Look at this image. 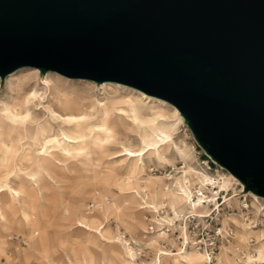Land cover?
Masks as SVG:
<instances>
[{"label":"rangeland","instance_id":"rangeland-1","mask_svg":"<svg viewBox=\"0 0 264 264\" xmlns=\"http://www.w3.org/2000/svg\"><path fill=\"white\" fill-rule=\"evenodd\" d=\"M31 70L24 68L13 77L0 78V108L10 104L16 96L17 80L37 77L31 82L32 88L36 87L41 95L46 92L45 82L53 84L59 78L65 93H89L92 106L82 124L88 127L93 136L94 133L101 134L103 129L98 101L107 103L108 97L115 96L119 103L113 108L128 111L127 104L122 102L135 96L142 100L143 110L153 106L152 102L161 104L158 112L165 115L167 123L175 126L173 141L190 157L183 161L171 145L168 163L145 159L139 178L126 181L129 162L124 161L125 157L116 158L118 152L123 147L138 150L142 144L138 128L126 127L115 110L110 116L117 127L116 135L112 141L104 144L101 153L97 154V148L93 147L95 155L79 158L69 155L60 161L52 160L51 168L46 169H38L30 160L0 162L1 180H7L20 191L30 188L35 194L33 209L15 200L14 207L5 211L6 221L0 220V264H83L86 251L93 256V264H103L105 250H114L127 264H173L176 254L183 248V232L188 236L186 251L192 254L199 253V250L208 253V264L220 261L228 264L227 258L241 264L248 256H254V264H264V256L258 252V249L264 250V198L242 193L241 186L233 180L229 183L228 191H221L219 185L218 188L201 185L193 173L195 170L213 179L220 176L227 179L229 174L207 155L185 119L175 113L173 105L118 83L127 88V93L123 92L124 89L114 93L108 86H102L104 83L68 79L40 70L33 73ZM40 102L42 108L33 112L34 121L28 135L20 139L17 133L4 130L0 135V150L17 146L31 153L40 151L44 141L41 137H33L37 128L46 130L45 136L55 135L57 139L61 138L62 132H71L72 125L52 114L46 100ZM12 135L14 140L11 142ZM54 146L47 144L48 151H57ZM203 161L212 163L210 171H205ZM34 172L37 173V182L30 180L28 175ZM187 172L190 173L186 177L194 198H198L200 189L208 196L206 203L202 204L203 208L192 213L203 217L193 216L183 201L182 204L173 203L172 196H177L176 191L179 190V178ZM147 185L148 190L144 189ZM159 189L167 193L161 200L153 196L154 191ZM7 198L6 195L2 196L6 204ZM173 211L179 213L178 218H175ZM84 217L88 221L93 220L89 230L80 226ZM98 231H102L104 238ZM22 240L28 241V244L25 246ZM211 252L214 253L211 255ZM166 253H170V256Z\"/></svg>","mask_w":264,"mask_h":264},{"label":"water","instance_id":"water-1","mask_svg":"<svg viewBox=\"0 0 264 264\" xmlns=\"http://www.w3.org/2000/svg\"><path fill=\"white\" fill-rule=\"evenodd\" d=\"M24 68L172 104L264 198V0H0V78Z\"/></svg>","mask_w":264,"mask_h":264},{"label":"bare ground","instance_id":"bare-ground-1","mask_svg":"<svg viewBox=\"0 0 264 264\" xmlns=\"http://www.w3.org/2000/svg\"><path fill=\"white\" fill-rule=\"evenodd\" d=\"M31 71H33V73H38L39 69H32ZM19 72L20 70L14 72L10 76L13 77ZM49 73L52 74L53 72ZM54 75L59 74L54 73ZM35 78L37 77H24L21 80L19 79L16 81V96L12 98V102L10 104H6L0 108V135H2V132L4 130H8L10 132L17 133V137L23 139L24 136L28 135L29 131L31 130L30 125L34 121L33 112L40 111V109L42 108V103L40 101L44 100H46L49 104L48 107L51 109L50 111H52V114H54L59 119H63L66 123L72 125L71 132H62L61 138L57 139V136L55 135L45 136L44 132L46 130L37 128L33 134V137H41L44 141V145L42 146L40 151L35 150L34 153H31L27 152L26 148L20 149L17 146H12L8 150L2 148L0 150V162H6L15 159L30 160L38 169H46V167L51 168L52 160L60 161L62 158H67L69 155H73L72 157L74 158H79L84 155L89 156L92 154L95 155L96 153H101V151L104 149V144L112 141V139L116 135L117 127L116 124L111 121L110 116L111 112L115 110L118 111V119L120 121H123L126 127L136 126L138 128V136L140 137L142 144V147L138 150L123 147V150L118 152L119 155L116 158L125 157L124 161L129 162L126 167L128 173L126 181H129L131 178H139L144 170L145 159L150 158L155 159L159 163H168L169 160L167 156L170 153L171 145L174 147L176 153L183 161H186L190 157L189 153L186 150L178 147L177 144L173 141L172 135L175 126L167 123L165 121V115L158 112L161 104L152 102L153 106H150L149 108H145L146 110H143V108L141 107L142 100H139L138 97L133 96V98L128 97L125 101L122 102L127 104L128 111H126L124 110V108H113L115 104L119 103L117 102V100H115L117 99L115 96L108 97L107 103H101L100 101H98L99 106H101L100 108L102 110L103 129L101 134L94 133L93 136H91V132H89L88 127L82 124V121L89 116L88 110L92 106L89 102V93H65L60 86L61 81L59 80V78H57L55 79L53 84H50V82H45L44 85L46 86V92L40 95L36 87L32 88L33 84L31 82ZM118 84L104 83L102 86H108V89L113 90L114 93H118L123 89V92L127 93V88ZM44 109L49 110L47 107H44ZM174 110L175 113L180 115L181 119H183V116L180 114L179 110L176 107H174ZM13 140L14 137L12 135L10 136V141L12 142ZM50 143L55 145L54 147L57 148V151H48L47 144ZM93 147L97 148V151H95L96 153L92 151ZM129 153H131V155H129ZM193 173L197 175L198 180L203 186L209 184L213 187L218 188L217 185H219L222 188L221 191L223 189L225 191H228L229 183L233 180L241 186L242 193L250 194L254 197L257 196L252 192H246L245 185L242 184L229 172L227 179L226 176H220L217 179H213L210 175L200 173L196 170ZM36 174V172L28 174L30 176V180L37 182ZM188 174L190 173H184V176H181V178H179V190L176 191V195L179 196V198L177 196L172 197L174 199V204H182L183 201V203H185L190 208V213L192 214L193 212L195 213L196 210H201L203 208V198H194L195 195L192 192L191 184L186 177V175ZM184 181L185 183H183ZM144 189L148 190V185ZM4 195L8 197L7 204L2 200V196ZM166 195L167 193L164 189L156 190L153 194L154 198L159 200L163 199ZM34 197L35 194L30 188H25L20 191L13 188L7 180L0 179V220L4 222L6 221L5 211L6 209L10 210L14 207L15 200H18L19 202L22 201L24 204L33 209ZM245 207H247V205ZM173 213L175 218H178L179 213H176L174 211ZM192 215L195 217H203V215L201 216L199 214ZM24 216L28 218L25 213ZM81 220L85 222L80 221V226L83 225V227L89 230L90 224L93 222V220L88 221L85 217ZM98 233L101 237L104 238L102 231H98ZM183 237V248L181 247L179 252L176 254L173 264H208L210 261V255L200 250L197 254H192L191 252L186 251L188 250V236L184 234V232ZM89 242L92 241L89 240ZM258 252L261 256H264L263 249H258ZM165 255L170 256V253H166ZM226 261L228 264H239L238 262H234L233 260H231V258H227ZM93 263V256L86 251L83 264ZM254 263H256V259L254 258V256H248L247 260L241 264ZM70 264L78 263L71 262ZM103 264L127 263L122 262L121 256L114 250H105L103 253ZM217 264H222V261L218 262Z\"/></svg>","mask_w":264,"mask_h":264},{"label":"built area","instance_id":"built-area-1","mask_svg":"<svg viewBox=\"0 0 264 264\" xmlns=\"http://www.w3.org/2000/svg\"><path fill=\"white\" fill-rule=\"evenodd\" d=\"M211 162L210 161H203L202 162V165H203V168L205 169V171H210L212 169L211 167ZM197 197H202V204H205L206 203V199L208 198V196L206 197V195H204V190H200V192H197ZM197 199V198H196ZM25 246L28 244V241L26 240H22L21 241ZM214 252H211V255L213 254Z\"/></svg>","mask_w":264,"mask_h":264},{"label":"snow or ice","instance_id":"snow-or-ice-1","mask_svg":"<svg viewBox=\"0 0 264 264\" xmlns=\"http://www.w3.org/2000/svg\"><path fill=\"white\" fill-rule=\"evenodd\" d=\"M129 155H131V153H129Z\"/></svg>","mask_w":264,"mask_h":264}]
</instances>
